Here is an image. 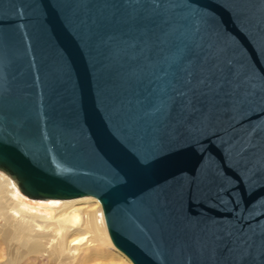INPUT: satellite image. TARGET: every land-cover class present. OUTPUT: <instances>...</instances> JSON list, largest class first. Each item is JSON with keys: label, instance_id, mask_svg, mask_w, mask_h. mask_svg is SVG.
I'll return each mask as SVG.
<instances>
[{"label": "water", "instance_id": "95a60500", "mask_svg": "<svg viewBox=\"0 0 264 264\" xmlns=\"http://www.w3.org/2000/svg\"><path fill=\"white\" fill-rule=\"evenodd\" d=\"M0 172L132 264H264V0H0Z\"/></svg>", "mask_w": 264, "mask_h": 264}, {"label": "bare ground", "instance_id": "6f19581e", "mask_svg": "<svg viewBox=\"0 0 264 264\" xmlns=\"http://www.w3.org/2000/svg\"><path fill=\"white\" fill-rule=\"evenodd\" d=\"M0 174L11 181L17 193L28 201H61L62 204L61 208H56L53 222L37 224L36 219L23 216V213L20 215L18 209H11L6 204L8 187L4 188L6 180L0 176V216L3 217L6 229L3 231L6 237L12 235L15 240L14 256L9 254L6 264H20L26 257V260L32 257L34 260L30 261L34 264H90L96 259H108L104 255V244H108L110 238L106 232L102 208H98L95 198L31 200L20 193L10 177L2 172ZM90 233L93 239L87 238ZM116 252L120 258H125L126 264H132L120 251L116 249Z\"/></svg>", "mask_w": 264, "mask_h": 264}, {"label": "rangeland", "instance_id": "374dc122", "mask_svg": "<svg viewBox=\"0 0 264 264\" xmlns=\"http://www.w3.org/2000/svg\"><path fill=\"white\" fill-rule=\"evenodd\" d=\"M0 176L3 175L0 174ZM3 177L6 180L5 187L4 186L3 187L4 188L8 187L7 188L8 192L6 191L5 194V200H6V204H8V206L11 209H15V210L18 209L17 211L21 213L20 215H22L23 213V216H28L36 219L37 224L44 225L47 222H51V221L53 222L56 215L55 212L56 208L62 207L61 201H46V202L28 201L17 193V190L14 188L11 181H9L5 176ZM98 208L101 210V206L99 202H98ZM60 220L62 222V219ZM3 230L4 231L6 230L5 224L3 217L1 218L0 216V264L1 263L6 264V259L9 257V254L11 256H14V252H15V248H13L15 246V240L12 238V235L6 237ZM89 237L90 239H93V235L91 233L87 235V238ZM10 247L13 249H11ZM104 255L108 257V259L107 258L96 259L92 261L90 264H111V263L126 264L125 258L123 257L120 258L119 254L116 252V249L112 246L110 240L108 244L107 243L104 244ZM28 258H29L28 260H26L27 257L26 259H23V261L20 264H34L30 261L34 259L32 257H28Z\"/></svg>", "mask_w": 264, "mask_h": 264}]
</instances>
